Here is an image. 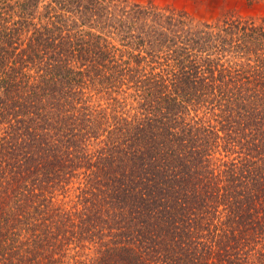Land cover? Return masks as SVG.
<instances>
[{
  "label": "trees",
  "instance_id": "1",
  "mask_svg": "<svg viewBox=\"0 0 264 264\" xmlns=\"http://www.w3.org/2000/svg\"><path fill=\"white\" fill-rule=\"evenodd\" d=\"M0 264H264V18L0 0Z\"/></svg>",
  "mask_w": 264,
  "mask_h": 264
},
{
  "label": "rangeland",
  "instance_id": "2",
  "mask_svg": "<svg viewBox=\"0 0 264 264\" xmlns=\"http://www.w3.org/2000/svg\"><path fill=\"white\" fill-rule=\"evenodd\" d=\"M186 11L199 21H218L228 15L264 18V0H130ZM90 251V250H88ZM92 253V252H91Z\"/></svg>",
  "mask_w": 264,
  "mask_h": 264
}]
</instances>
